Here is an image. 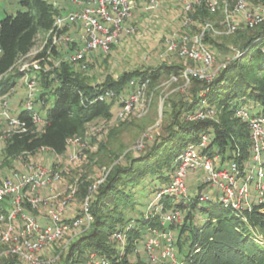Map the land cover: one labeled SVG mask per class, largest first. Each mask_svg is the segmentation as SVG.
Here are the masks:
<instances>
[{"label":"built area","instance_id":"1","mask_svg":"<svg viewBox=\"0 0 264 264\" xmlns=\"http://www.w3.org/2000/svg\"><path fill=\"white\" fill-rule=\"evenodd\" d=\"M68 1L76 9L64 14L60 12L54 17L52 29L44 34L42 48L34 57L33 65L36 69L40 62L52 63L56 68L60 67L62 62L69 65L83 64L81 68L85 69L88 57L105 58L123 38L130 36L141 38V34L133 25L137 11L158 12L160 6V0ZM218 2L180 0V12L177 17L181 18V22L163 39L167 54L176 55L195 65L194 69L186 68L182 71L179 78L184 80L185 85L189 84L191 77L210 83L227 66L226 63L214 67V53L205 40L208 35L212 33L233 35L238 31L240 24L244 29L251 30L264 23V1L260 0L256 3H250L248 0H230L232 5L224 1L221 8L223 20L219 32L208 20L201 22L193 20L192 16L202 4L214 13L219 10ZM52 5L61 9L56 2ZM75 34L76 38L73 37ZM75 44L74 52L64 61L52 62L59 48ZM52 51H55V54ZM42 53L44 55L37 58ZM236 54L234 58L241 55L239 52ZM179 78L170 76L169 80L177 82ZM149 83L148 79L132 80L121 94L115 95L110 90L98 92L89 104L113 101L118 108L116 117L123 121L128 114L143 105ZM35 87L33 79L27 80L24 110L31 113L35 129L40 131L44 122L34 109ZM235 111V117L247 126L249 139L247 155L242 156L237 150L229 156L221 153L217 147L212 146L214 139L212 128L202 132L196 143L187 144L174 162L169 181L156 191L148 207L149 211H152L151 207H155L156 213L153 210L151 214L158 217L161 226H181L184 223V215L176 206L189 208L194 200L195 209H200L199 206L205 202L216 204L233 212L245 224H248L247 217L253 213L264 215V115L260 111L251 114L249 110L243 108H236ZM216 114V110L202 100L199 108L187 114L184 119L188 122L211 120L217 123ZM1 115L13 127L12 135L25 131L24 123L17 117L9 116L7 105L3 107ZM81 142V137H73L67 141V147L70 145L81 147L83 145ZM40 151L49 150L40 149L38 152ZM105 177L106 174L89 187L88 194L82 201L81 217L72 218L68 227L64 220L70 214V205L76 198V189L68 188L65 196L53 204L51 200L55 197L52 192L60 181L58 173L31 164L27 167H14L0 178V245L9 247L6 253L0 256H15L20 264H42L40 256L53 244L62 241L71 233L73 240L90 226L93 221L89 213L90 199ZM199 189L203 190L202 193L197 192ZM165 199L171 202L170 209H166L163 203ZM4 201L7 203L6 207L2 206ZM40 205L45 209L43 214L47 219L45 223H41L40 220ZM112 238L121 247L125 246L124 234L116 232ZM142 246L145 260L149 264L159 263L154 254L158 250L167 262L178 264L175 239L171 235L151 231L145 237Z\"/></svg>","mask_w":264,"mask_h":264},{"label":"trees","instance_id":"2","mask_svg":"<svg viewBox=\"0 0 264 264\" xmlns=\"http://www.w3.org/2000/svg\"><path fill=\"white\" fill-rule=\"evenodd\" d=\"M15 1L26 11L14 16L7 15L0 21V96L6 95L20 78L19 73L9 76L16 63L30 53L40 32L46 33L52 29L54 17L60 13L59 9L45 0ZM218 1L221 8L224 1L231 4L230 0ZM217 15L218 11L211 13L202 4L192 18L201 22ZM237 35V47L241 55L228 63L210 83L194 77L189 79L191 102L173 105L171 119L165 127L166 135L155 142L144 156L130 158L127 164L115 165L110 171L106 170L104 181L90 199L92 223L66 245L67 250L56 264H144L129 261L128 255L133 251L140 234L146 229L154 230L160 223L155 217L135 221L130 216L137 205L134 191L141 182L156 176L168 182L172 166L166 174H162L163 168L175 162L183 148L189 143H196L199 135L209 128L214 130L212 146L221 153L228 152L230 155L237 150L242 156L247 155V126L235 117L237 107H232L231 103L239 93L244 101L259 105L260 113L264 115V23L251 30L239 29L229 37ZM205 40L208 42V37ZM52 52L55 54V51ZM43 55L39 54L37 58ZM182 70L180 66L160 65L124 73L117 80L107 78L100 85L86 84L66 62H62L51 74L39 73L38 81L43 93L39 94L38 101L44 103L45 92H50L55 96L53 107L43 120L40 131H36L31 113L25 110L17 113L16 117L24 123L25 131L7 139L3 149L5 158L16 160L20 156H34L40 149H47L55 156H63L67 141L82 136L89 123L96 119L112 118L113 101L89 104L98 92L110 90L119 95L134 78L148 79L153 84L161 78H179ZM50 75L53 77L50 78ZM201 93L203 96H200ZM202 100L216 110L217 123L211 120L185 121V116L199 108ZM91 185L88 181L80 184L76 197L83 201ZM163 203L166 209L171 208L167 199ZM195 204L194 200L184 220L190 221L186 230L191 237L189 251L181 255L188 241L181 242L185 229L180 232L175 243V251L181 256L180 264H264V249L254 243V236L245 235L237 222L247 224L239 218L221 217L225 209L212 204L211 209H199L208 212L209 217L201 228L196 229L191 224ZM176 208L182 209V206L177 205ZM247 220L252 226L259 225L264 229V215L253 213ZM134 222L139 223L138 228L133 229ZM116 232L125 235L123 252L118 251L116 241L112 239ZM0 264L20 263L15 256L10 255L0 257Z\"/></svg>","mask_w":264,"mask_h":264},{"label":"rangeland","instance_id":"3","mask_svg":"<svg viewBox=\"0 0 264 264\" xmlns=\"http://www.w3.org/2000/svg\"><path fill=\"white\" fill-rule=\"evenodd\" d=\"M45 1L51 4L56 2L58 5L65 7L66 5H70L68 0ZM164 1L160 3L158 12L155 10L145 14L142 13L133 21V25L141 34V38L137 39L135 36H130L127 39L123 38L119 45L112 49L110 55L105 58L90 56L88 57L85 69L81 68L83 64L70 65L72 72L88 85H100L107 78L117 80L124 73L156 68L160 65L180 66L183 70L186 68L194 69L195 65L192 62L184 61L176 55H169L165 52L163 39L172 32V29H176L177 24L181 22V18L177 17L180 12V0ZM248 1L250 3H256L258 0ZM68 8L67 6L66 10H69ZM25 11L15 0H0V21L7 15L14 16L18 12ZM217 11L218 15L208 21L219 32L223 20V11L221 7ZM239 29L243 30V25L240 24ZM44 36V33L40 32L35 46L30 53L16 63L14 70L9 76L13 77L15 73H19L20 78H17L16 84L12 86L6 95L0 96V178L7 175L14 167H27L29 164L58 173L60 175V181L53 189L52 194L55 198L51 200L55 204L65 196L68 188H75L78 193L80 184H85L87 181L95 184L101 179L106 170L110 171L115 165H125L130 158L138 159L147 154L150 147L166 135L165 127L171 119L170 115L173 105L188 104L192 98L189 93L191 86L190 84L185 85L183 79L179 78L177 82H170L169 77L161 78L156 83H149L144 94L143 105L128 114L123 121L116 117L118 108L115 102H112V118L109 120L96 119L89 123L86 126L84 134L79 136L82 138L81 143H83L81 147H73L70 145L67 147L66 153L63 156H55L49 151H40L31 157H20L16 160H8L5 158L3 149L14 129L2 117L1 112L3 107L7 105L9 116L12 118L16 117L19 111L24 110L26 82L31 79H33L36 85V98L33 105L41 120L45 119L55 101V96L50 92H45L44 103L38 101L37 98L40 93H43L38 81V74H51L57 69L49 62H40L37 65L39 69H36L33 65L34 57L42 48ZM207 37L209 40L207 44L214 53V67L228 64L235 59L236 53L239 52L237 47V43L239 42L238 35L229 37V35H222L221 33H212ZM75 48L76 44L75 46H69L67 48H59L52 62L64 61L74 52ZM49 77L52 78L53 76L50 75ZM134 80L138 79L134 78ZM231 106L249 110L251 114H256L261 110L259 105L252 104L248 100L244 101L239 93L232 101ZM225 154L229 156L228 152ZM173 165L174 162L172 161L166 168H163L162 174H166L167 170L171 166L173 167ZM166 184L167 182L156 176L154 178L144 179L140 186L135 189L134 195L137 205L134 207L132 213H130L131 211L129 212L135 221L141 218L150 219L153 217V210L156 213L155 207H151L150 210L152 211H149L148 207L156 191ZM202 191V189H199L197 192L202 193ZM32 197L34 198L35 195H32ZM167 201L171 203L169 200ZM6 204L4 201L2 206L6 207ZM40 206V209H42L43 206ZM211 206L212 204L205 202L199 208L207 210L211 209ZM81 207L82 200L76 197L70 205V214L64 220L66 226L69 227L71 225L72 218L81 217ZM180 210L185 220L190 210L188 207L185 208L183 206ZM191 215L193 216H191V224L196 229L201 228L209 217L208 212H201L199 209H195ZM154 217L158 222V217ZM221 217L237 218L233 212L228 210H224ZM138 224L134 222L132 224L133 229L138 228ZM188 224H190V221H184L182 226H161L159 224L157 228L151 231H154L156 234H169L175 239L176 243L180 232L185 229L181 235V242L186 243L187 239L188 241L182 248V255L189 251L188 246L191 242V237L188 236V231H186ZM237 225L239 229L243 230L245 235H249L250 237L254 236V243L261 249H264L263 228L259 225L252 226L250 223L244 225L241 222H237ZM151 231L146 229L140 234L141 237L135 243L133 251L128 255L129 261L149 264L145 260L142 242ZM72 234L66 235L62 241L53 244L48 251L42 254L40 256L42 264H56L60 256H62V253L67 250L66 243H70ZM79 235L76 236L78 237ZM116 242L118 251L123 252L124 246L121 247ZM8 248L3 244L0 245V255L5 254ZM154 254L158 258L159 263L170 264L162 258L160 250L155 251ZM180 260L181 256L176 253V261L178 264L181 262Z\"/></svg>","mask_w":264,"mask_h":264},{"label":"crops","instance_id":"4","mask_svg":"<svg viewBox=\"0 0 264 264\" xmlns=\"http://www.w3.org/2000/svg\"><path fill=\"white\" fill-rule=\"evenodd\" d=\"M166 1V0H165ZM164 1V2H165ZM160 3H163V0H160ZM60 7H61V9H59V10H61L60 12L61 13H67V12H70V11H73V10H75L76 8L75 7H73L72 5H66V7L68 6L69 8V10H66V7L65 6H63V5H59ZM65 10V11H64ZM145 14L144 12H141L140 10L139 11H137V13H136V18H138L141 14ZM135 18V19H136ZM178 25V24H177ZM45 34V33H44ZM73 37L74 38H76V34L75 35H73ZM128 38V37H127ZM126 38V39H127ZM75 40V39H74ZM40 213H41V216H40V220H41V223H45V221L47 220L46 219V216L45 215H43L44 213H45V209L44 208H42L41 210H40Z\"/></svg>","mask_w":264,"mask_h":264}]
</instances>
